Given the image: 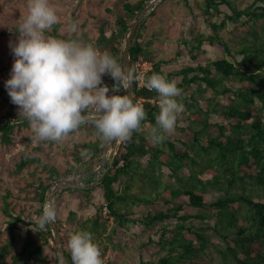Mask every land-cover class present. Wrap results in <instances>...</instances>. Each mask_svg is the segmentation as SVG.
<instances>
[{
    "label": "trees",
    "instance_id": "obj_1",
    "mask_svg": "<svg viewBox=\"0 0 264 264\" xmlns=\"http://www.w3.org/2000/svg\"><path fill=\"white\" fill-rule=\"evenodd\" d=\"M149 2L125 1L114 23L101 20L99 35L90 43L122 64L127 30ZM185 5L186 25L172 57L185 62L181 67L168 70L169 59H156L150 39L139 40L141 29L151 26L158 15V5L138 26L131 48L132 63L140 56L153 62L147 76L158 72L176 80L184 111L166 139L154 144L148 133L156 124L159 106L152 99L158 93L146 87L135 89L134 100L146 99L140 129L111 153L110 166L99 183L91 188H67L55 196L68 264H72L70 234L80 229L93 233L103 260L112 248L117 252L114 263L124 264L118 259L124 246L119 236L121 230L128 232L129 223L150 230L139 245L136 264H264V33H256L259 22L264 31V0H185ZM244 32H255L256 38L245 36L233 45L231 41ZM207 45L220 49L212 59L206 57ZM9 116L15 117L12 111ZM10 117L0 124L2 142L7 145L13 142L16 126H30L22 116L17 122ZM104 142L97 133L95 139L76 142L74 163L64 169L48 166L38 157L20 161L19 169L37 161L49 171V182L36 174L37 169L36 180L29 182L34 186L39 215L52 182L79 164L86 170L94 168ZM93 181L92 174L85 184ZM2 188L9 236L0 244V264H59L56 244L49 242L54 238L50 225L41 228L38 221L16 213L9 206L12 191L8 183ZM212 190L222 194L209 200L207 194ZM22 224L29 232L21 248L11 253L14 230ZM211 251L217 257L205 262L203 256Z\"/></svg>",
    "mask_w": 264,
    "mask_h": 264
},
{
    "label": "clouds",
    "instance_id": "obj_2",
    "mask_svg": "<svg viewBox=\"0 0 264 264\" xmlns=\"http://www.w3.org/2000/svg\"><path fill=\"white\" fill-rule=\"evenodd\" d=\"M27 9L18 26L17 41L10 42L15 59L5 88L36 137L58 141L90 123L105 140H129L146 117L139 100L121 93L122 88L139 79L135 69L122 65L113 54L100 51L93 43L47 34L59 20L51 0H27ZM77 28L73 21L70 30L75 33ZM105 75L112 78L111 86L104 83ZM143 82L158 93L159 112L148 137L160 144L175 129L178 114L184 111V104L178 100L182 89L176 80L158 72ZM55 219V204L46 201L39 226L43 228ZM68 248L72 264H104L100 246L88 230L71 233Z\"/></svg>",
    "mask_w": 264,
    "mask_h": 264
},
{
    "label": "rangeland",
    "instance_id": "obj_3",
    "mask_svg": "<svg viewBox=\"0 0 264 264\" xmlns=\"http://www.w3.org/2000/svg\"><path fill=\"white\" fill-rule=\"evenodd\" d=\"M125 1L127 0H51V3L57 9L59 20L47 30V34L90 42V39H94L99 35V26L102 19H108L110 23L115 22L116 11L123 10V3ZM157 5L159 10L158 15L153 19L151 26L141 29L139 38L140 40L150 39L151 45L149 47L155 53L156 59H169L166 67L171 71L181 67L185 63L172 57L176 53L177 41L182 35L183 27L186 25L187 6L185 5V0H161ZM27 11V0H0V124L4 119L10 117L11 111L15 115V117H10L12 121L17 122L21 116L23 117V114H19V107L16 104L14 106L11 105L10 96L5 88V81L10 76V70L15 59L11 51L10 42L17 41L18 26L27 14ZM73 21L78 25L75 33L70 30ZM256 31L259 35L264 33L262 22H259ZM224 34L229 38L228 32L225 31ZM243 34L244 36H237L231 43L236 45L245 40V36L250 39L256 38L255 32H244ZM206 47L208 49L206 55L209 56L206 57L209 59L214 58L220 52V49L217 50L210 45ZM209 59L205 58L204 60L208 61ZM186 93L187 91L184 92V94ZM148 127H150L149 124L146 125V128ZM93 130L94 127L90 123H86L83 129L79 127L63 139L53 141L39 140L31 125H18L12 133L13 142L8 145L2 142L0 131V244L5 243L9 236V231L6 228L8 216L2 210L4 206L3 194L5 193V190L2 188L3 183H8L12 191L9 206L16 213H21L27 220L38 221L40 216L38 213L39 203L34 197V186L32 183H29L31 180H36V177H34L35 169H37L36 174L40 173L45 181L49 182V171L44 167V164L46 163L48 166L55 165L61 169L70 167L74 163L72 156L74 144L95 139L96 133ZM116 145L117 143H113L112 147L115 148ZM29 157H38L45 163L37 161L28 162L26 166L19 169L18 164L20 161ZM108 159H112L111 153H109ZM94 160L96 166L92 169L97 168L100 164L97 158H94ZM81 166L82 164H79L72 171L84 170ZM188 170L189 167L186 166L185 172H188ZM91 175L92 173L89 174V176ZM77 178H79L78 175ZM255 190L257 189L255 188ZM96 194L100 196V192H96ZM221 194V192L212 190L208 192L207 199L214 200ZM72 195L76 196V193ZM64 198H66V194L65 196L63 195ZM137 213H139L138 210ZM65 226H67L66 222ZM14 231L16 237L10 249L11 253L21 248L29 232L28 228L23 224L21 228H16ZM33 231H35L34 233L38 237V232L34 229ZM149 231V229L142 231V225L139 223H129L128 232L121 230L119 237L123 240L124 246L122 254L118 259L121 262L124 261V264H136L139 245L141 242L147 240ZM214 239L217 240L215 237ZM116 253L110 248L104 257V264H115L114 258ZM51 255L53 256V253ZM211 257H217L215 251H211L208 255L203 256V259L205 262H209ZM28 264L40 263L30 261Z\"/></svg>",
    "mask_w": 264,
    "mask_h": 264
},
{
    "label": "water",
    "instance_id": "obj_4",
    "mask_svg": "<svg viewBox=\"0 0 264 264\" xmlns=\"http://www.w3.org/2000/svg\"><path fill=\"white\" fill-rule=\"evenodd\" d=\"M159 1L161 0H150V2L138 13L136 18L133 20V22L129 26L126 36H125L124 44L122 47V65L123 64L130 65L132 67L131 48L133 45V38H134L135 32L138 26L141 24V22L146 19L148 14L156 7ZM124 94H129L134 99V96H135L134 82L129 87L124 88ZM114 141L115 139L105 140L103 144V149L101 152L100 164L97 168L92 169L90 171H85V170L81 171V172H84L85 174L96 173L95 181H93L90 184H85L84 180L77 178V175L78 173H80V170H74L70 172L68 175L62 176L61 178L57 179L56 181L52 183V185L48 188L46 192L45 202L51 201L55 204V201H54L55 195L59 191H62L64 189L91 188L97 183H99L103 175L106 173L107 169L110 166L108 156H109V153H110V150L112 148ZM49 225L51 227L54 239L56 241V248H57L59 264H68L64 236H63L62 228L57 218L55 219V221L49 223Z\"/></svg>",
    "mask_w": 264,
    "mask_h": 264
},
{
    "label": "built area",
    "instance_id": "obj_5",
    "mask_svg": "<svg viewBox=\"0 0 264 264\" xmlns=\"http://www.w3.org/2000/svg\"><path fill=\"white\" fill-rule=\"evenodd\" d=\"M140 40V38H139ZM132 67L135 69L137 76L139 77V79H137L136 81H134L135 84V89H141L144 88V79L147 77L148 72L153 68V62L149 59H146L142 56L138 57L137 59H135V61L132 63ZM104 83H107L109 86H111V84L113 83V80L110 76L105 75L103 78ZM147 88V87H146ZM121 93L124 94V88L121 89ZM135 97V96H134ZM137 100H139L143 106L145 104V97L140 96L137 98ZM153 101H157L158 102V98L152 99ZM122 140L117 139V145L115 146V148H111L110 153H116L117 151V147L118 145L121 143ZM104 213L107 214L108 211V207H107V203H104ZM49 242L51 245H55L56 241L54 238H50Z\"/></svg>",
    "mask_w": 264,
    "mask_h": 264
},
{
    "label": "crops",
    "instance_id": "obj_6",
    "mask_svg": "<svg viewBox=\"0 0 264 264\" xmlns=\"http://www.w3.org/2000/svg\"><path fill=\"white\" fill-rule=\"evenodd\" d=\"M84 170L85 171H90L91 169L86 170V168H84ZM87 174H89V173H87ZM87 174H85L84 172L80 171V173H78V176H79V178L81 177V179L86 180L89 177V176H87ZM92 174H93V176H96V173H92Z\"/></svg>",
    "mask_w": 264,
    "mask_h": 264
}]
</instances>
